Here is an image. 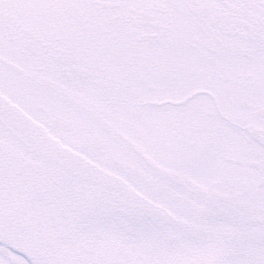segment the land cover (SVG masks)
Returning <instances> with one entry per match:
<instances>
[{
    "label": "snow or ice",
    "instance_id": "6c2138e0",
    "mask_svg": "<svg viewBox=\"0 0 264 264\" xmlns=\"http://www.w3.org/2000/svg\"><path fill=\"white\" fill-rule=\"evenodd\" d=\"M0 264H264V0H0Z\"/></svg>",
    "mask_w": 264,
    "mask_h": 264
}]
</instances>
